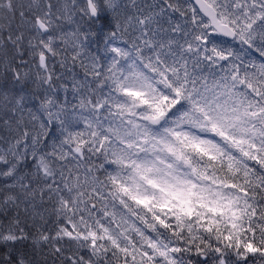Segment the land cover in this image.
Instances as JSON below:
<instances>
[{
	"label": "snow or ice",
	"instance_id": "1",
	"mask_svg": "<svg viewBox=\"0 0 264 264\" xmlns=\"http://www.w3.org/2000/svg\"><path fill=\"white\" fill-rule=\"evenodd\" d=\"M130 6L0 0V264H264V0Z\"/></svg>",
	"mask_w": 264,
	"mask_h": 264
},
{
	"label": "trees",
	"instance_id": "2",
	"mask_svg": "<svg viewBox=\"0 0 264 264\" xmlns=\"http://www.w3.org/2000/svg\"><path fill=\"white\" fill-rule=\"evenodd\" d=\"M60 3H63L64 0H59ZM122 3H126V4H131V0H121ZM163 0H135V6L132 7L130 6L127 9V12L129 14L135 13L138 15H144L149 11H155V5H158L160 3H162ZM178 3L184 4L186 2L192 3L191 0H177ZM82 7L85 6L84 3H80ZM193 4V3H192ZM81 15H83V13L80 12ZM74 14V16L72 17V21H61V23L63 24V31L65 33H71L73 32L76 27L78 26V23H82L80 18H76ZM159 20V24L154 26V27H158L160 29V32L158 34V38L162 39V40H168L171 38H179L180 37V33L179 32H174L171 31L170 29L174 26V24H181L183 23L184 18L180 16L179 13H171L169 12L168 14H166L165 16H160L157 18ZM15 26V22L13 23V27ZM83 31V29H82ZM65 39L68 40V45H64L63 43L60 44V48L61 50L64 52V55L66 57L71 56L70 52H73L72 50H70L69 48L71 47V42H73V40L75 39L74 37H72L71 35H66ZM93 42L88 45V51L91 52V54H99L101 52H105L104 48L105 45L103 43V40H100L99 43L96 42V40L98 39L97 37H91L90 38ZM85 43L87 44L88 42L85 41ZM64 46V47H62ZM67 53H66V52ZM104 55V54H102ZM111 55V54H110ZM257 59H259L258 55L256 56ZM25 59L29 60L30 57L25 55ZM56 59H59V57H57ZM17 63H19V61H17ZM26 70H29L32 74H33V78H35L34 74L37 71L36 67L34 64L29 63V65H27ZM43 87L47 88V85H44ZM29 88L30 89H34L36 88L35 85L33 84H29ZM63 94V93H62ZM73 95V93H71ZM61 96V95H60ZM61 101L64 100V96H61ZM71 99L70 97H68V100ZM70 101V100H69ZM78 101H73V103H76ZM3 134V133H0Z\"/></svg>",
	"mask_w": 264,
	"mask_h": 264
},
{
	"label": "rangeland",
	"instance_id": "3",
	"mask_svg": "<svg viewBox=\"0 0 264 264\" xmlns=\"http://www.w3.org/2000/svg\"><path fill=\"white\" fill-rule=\"evenodd\" d=\"M75 3H76V5L78 6V7H82L81 6V4L80 3H84L83 1H76L75 0ZM85 4V3H84ZM75 14H77V15H75V17L76 18H80L81 19V17L83 16V15H81L80 14V12L79 11H77ZM74 16V15H73ZM84 19H86V17L84 18ZM70 43H71V47H72V42L71 41H69ZM58 43H59V41H58ZM62 44V43H61ZM62 47H64V46H62ZM64 49H65V47H64ZM70 50H72L73 51V48H69ZM66 52V51H65ZM67 53V52H66ZM72 54V52H70V55ZM102 54H104V55H102ZM92 55H97V56H100V57H102V58H104V59H107V57L110 55V53L109 54H106L105 52H101V53H99V54H92ZM69 60H70V56H68L67 57ZM55 72H56V75H59V76H61V80L63 81V83L65 84V85H67V87L69 88V89H71V87H72V76L73 75H76V79H82L83 78V73L81 72V70H80V68L79 67H77V68H75L74 69V71H73V73H69V72H67L65 69H61L60 68V66H59V64H57L56 65V68H55ZM45 87H39V88H34V89H32L34 92H35V96L33 97V99H32V101H31V103L29 104V107H34V108H38L39 107V103H40V98H42L43 96H44V94H45ZM63 93V94H62ZM72 92L71 91H69L68 93H67V96L68 97H70L71 99H69L70 100V102H72L73 103V101H72V94H71ZM59 97H60V99L62 98L61 96H64L65 97V93H64V91H63V89H61L60 91H59V93L57 94ZM61 95V96H60Z\"/></svg>",
	"mask_w": 264,
	"mask_h": 264
},
{
	"label": "water",
	"instance_id": "4",
	"mask_svg": "<svg viewBox=\"0 0 264 264\" xmlns=\"http://www.w3.org/2000/svg\"><path fill=\"white\" fill-rule=\"evenodd\" d=\"M76 1H83V2L86 3V0H76ZM191 1H192V3L195 5V0H191Z\"/></svg>",
	"mask_w": 264,
	"mask_h": 264
}]
</instances>
